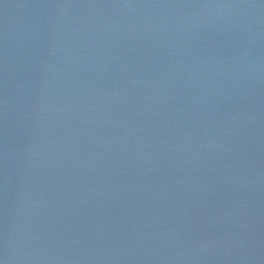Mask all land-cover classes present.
Returning a JSON list of instances; mask_svg holds the SVG:
<instances>
[{
  "label": "water",
  "instance_id": "water-1",
  "mask_svg": "<svg viewBox=\"0 0 264 264\" xmlns=\"http://www.w3.org/2000/svg\"><path fill=\"white\" fill-rule=\"evenodd\" d=\"M0 264H264V0H0Z\"/></svg>",
  "mask_w": 264,
  "mask_h": 264
}]
</instances>
